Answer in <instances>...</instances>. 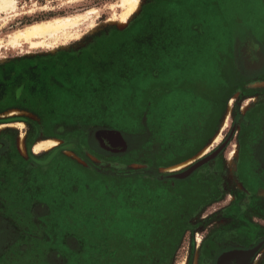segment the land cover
<instances>
[{
	"label": "flooded vegetation",
	"instance_id": "af4514ba",
	"mask_svg": "<svg viewBox=\"0 0 264 264\" xmlns=\"http://www.w3.org/2000/svg\"><path fill=\"white\" fill-rule=\"evenodd\" d=\"M258 1L231 0L226 5L224 0H199L202 4L203 16L201 28L204 33H211L213 36L216 34L221 37L224 33L235 36L237 30L241 31V23H248L250 27H246V32H253L258 38L260 37L259 40L263 43L264 14L258 15V8H262L264 12V0L261 4ZM173 2L180 4L184 0ZM242 8L244 12L248 11L251 14L242 16L239 10ZM260 20L263 23L258 27L259 22L256 21ZM194 30L198 31L199 27L195 26ZM157 32L160 31H156L155 36L159 37ZM134 34L132 32L130 37L136 36ZM102 38H108L110 40L108 44L113 46V48L105 47L106 51L113 50L118 45L116 40H112V34L108 33ZM253 45L244 40L240 44L241 51L238 50V53H235V47L230 52L227 46L216 54V76L219 78V58L224 52L225 58L229 57L233 61V73H229L231 78L227 82L229 84H236L237 81L238 84L241 83V87L233 97L235 104L230 119L231 125L230 120L225 122L226 126L223 122V129L214 137L215 141L213 140L202 151L200 149L189 150L186 156L178 161H163L164 155L162 153L160 155V152L157 154L156 144L152 142V138L147 137L148 134H141L143 141L140 144H133L129 141L128 131L123 129L97 126L89 133L88 129L77 127L78 123L75 120L79 119L73 117L72 122L67 121L64 117L68 115L64 116V112L62 115L61 111L55 113L49 111L51 103H64L66 102L64 99L68 98L78 99L77 96L80 95L82 88L83 90L88 89L90 93L93 89V93L97 92L96 86L99 84L111 88L114 81L113 77L106 73L107 69L99 70V79L85 82L81 77L80 72L86 67L83 63L93 61V55H96L92 52L88 56L80 55L85 58L83 63L76 61L77 56L74 57V61L69 62L73 57L70 52L66 55L61 54L63 61L51 62L52 64L48 62L42 65L41 79L44 83L40 87L33 82V72L28 75L15 72L11 76L9 85L3 84L4 82L0 83V99L4 97V90L8 87L12 94L10 97L15 103L29 104L33 101L39 102L43 98L46 100L42 104L40 116L35 115L36 120L20 118L12 120L13 122L24 121L27 126H31L30 129L33 128V138L28 137L30 141L26 146L24 145L26 158L21 156L20 145L14 134H0V181L9 179L8 192L3 182H0V246H11L14 243L15 224L20 219L23 220L20 221L25 226L29 224L31 226V217H27L22 211V209L26 210L25 204L18 203L15 199V186L16 182L18 185L21 174L24 173L26 176L28 172L29 174L34 172L43 174L49 166H57L58 163L64 162L59 158H64L60 155L68 150L79 151L85 156V160L90 162V167H94V170L101 168L94 164L93 160L87 158L84 151H90L98 157V162L102 164L112 161L122 163L123 160H128L135 154L137 155L136 162L146 167L140 173L118 175L113 177V180L121 181V193L124 196L128 195L130 190L133 191L132 200L130 198L128 200L130 205L128 213H134V221L139 222L142 227L139 231L140 235L137 234L139 237H144L141 235L143 232L152 231L151 240L154 241L153 245L158 246L160 242L156 237H160V231H167L172 238L174 234L182 230L190 232V237L195 243L197 241L195 230L201 229L204 235L194 264H264V86L253 87V84L264 83V49ZM154 49L159 52V47ZM163 57L164 54L161 51L159 60L161 61ZM119 60L114 62L123 64L129 61L126 57H120ZM226 63L227 59H225ZM109 67L113 68L110 65ZM123 67L124 65L120 68L123 69ZM51 80L54 84H50ZM23 82H28V84L24 88L23 86L17 87ZM32 84L37 87H32ZM135 90L139 91V87H135ZM153 91L150 87L146 90V96L144 94L131 98L124 96L125 104L128 106L138 102H153ZM164 96L165 94L161 98ZM29 108L37 112V108L33 106ZM42 118L45 121L43 126L41 125ZM50 121H52L51 127L49 126ZM149 128L142 127L139 132L146 133ZM228 128H230L229 134L224 140V132ZM51 132L53 136H57L62 141V146L50 155L37 156L39 153L34 151V144L38 142L40 136L46 135L47 137ZM218 137L220 139L216 140ZM205 149L207 152L202 154ZM214 154H216L214 158L195 169L190 175L183 178L178 176ZM158 158H161L164 164H159L160 159ZM179 166V169L183 170L174 169ZM171 171L172 174H170ZM46 172L48 170L44 171V174ZM113 180L105 181L111 184L115 183ZM126 189L128 190L125 191ZM135 190L141 198L140 196L137 199L134 197L137 193ZM145 207L146 209H143ZM140 209L144 212L148 209H156V211L148 214ZM14 210L20 211L19 216H16V213L15 215L10 213ZM35 210L38 214L42 207H37ZM31 211L33 215V209H30ZM3 212H9L8 219L2 216Z\"/></svg>",
	"mask_w": 264,
	"mask_h": 264
},
{
	"label": "rangeland",
	"instance_id": "374dc122",
	"mask_svg": "<svg viewBox=\"0 0 264 264\" xmlns=\"http://www.w3.org/2000/svg\"><path fill=\"white\" fill-rule=\"evenodd\" d=\"M170 1L171 0H140V6L128 19V23L124 27L120 26V18H117V20L113 19L114 13L119 14L122 12L117 6L120 0H18V12L20 15L16 18L13 17L14 19L11 18L6 24L0 21V41L4 42L3 46L0 48V83L4 82L3 84L9 85L11 76H13L12 74L15 72L24 75L33 72V82L40 87L44 83L41 79L43 72L42 65L48 62L57 63L63 61L61 60V54L66 55L70 52L73 57H71L69 62L74 61V57L77 56L75 57L76 59L78 58L76 61L83 63L85 58L80 57V55L88 56L92 52V54L96 55H93V61L83 63L86 65L85 70L88 69L86 71L81 70V77L84 78L83 80H85V82L86 80L99 79V70L107 69L106 73L109 74L110 77H113L114 81L111 88L99 84L96 86L97 92L95 91V93H93L94 89L90 93L88 89L83 90L82 88L80 95L77 96L78 99L80 98L79 100H71V98L64 99L66 102H58V106L51 103L49 105V111L51 113L61 111V114L64 112V116L68 115L64 117L67 121L70 120L72 122V120H74L73 117L79 119L75 120L77 121L76 123H78L77 127L88 129L87 132L89 133L97 126L102 128L110 126V128L114 129H116L115 127H118L117 129L124 127L126 131H129L128 138L133 144H140L143 141L142 135L146 134H148V138H152L153 142L152 131H148L150 128L146 133L142 132L139 134L136 127L141 122L143 128H147L148 124L151 126L149 119L147 118L148 121H142V117L132 110H129L127 114H125V111H122V107L125 108V105L122 106L125 104L124 96L129 98L139 94H144L146 96L145 90L151 87L150 84L143 82L139 85V91H136L135 87H138V83L135 82L136 79L130 71L138 69L148 71L153 65L159 66L160 64H167L169 62V54L166 53L160 61L159 53H161V51L171 49V46L184 48L185 42H187L188 46H191L192 43L191 48L196 50V48L200 47V41L197 42L198 36L192 34L188 35L192 37L189 40L182 37L178 41V44H175L170 33H168L174 23L170 25L168 23L158 25L162 30L157 32L159 37L156 36L153 40L145 34H141L139 39L130 40L128 42L130 43L129 45H126L127 43H125L124 40L127 36L131 35L132 32L129 31L132 28L140 24L142 20L147 23L146 20L150 18L149 16L152 10L156 11L160 7H166L165 10L176 15L181 21L180 24L182 26L184 25L183 21L187 20L189 22L186 25L187 31H191L192 24L197 23L198 20L203 18L202 13L199 15L195 9V13H191L193 6L201 4L199 0H193L191 2L192 6H190V10H186L183 6L176 7L175 5H170ZM224 1L227 5V2L231 0ZM248 1L250 2V0ZM258 3H263V0H259ZM90 10H98L100 12L94 26L85 24L77 31L79 33L78 35L76 33L75 37H69V39L61 37L53 46L33 48L30 44L23 43L24 46L22 45L20 48H14L7 42L10 35L15 31L24 29L33 23L48 21L58 17L82 15ZM239 10L242 16L248 15L249 13L244 12L242 9ZM5 17L4 15L3 18ZM241 24L244 27V23L242 22ZM247 26L248 28L250 27L248 23H246V27ZM262 29L264 30V28ZM108 33L112 34V40L118 42V47L110 51L105 50V47L110 46L113 48V46L109 45L110 40L108 38H102ZM126 33L130 34L123 35ZM202 39L204 43L208 44V39L206 41V38ZM155 47H159V52L154 49ZM91 49L92 51H90ZM105 55H107L106 58ZM209 55L210 58H208L205 68L208 70L210 76H215L214 70L217 69L215 68L217 65V57L214 53L212 55L210 53ZM120 57H126L129 61L123 64L114 62L120 61ZM109 65L113 68L109 67ZM120 65H124L123 69L120 68ZM210 68L211 70H209ZM202 76H207V71L205 72L204 69L202 71ZM52 80L50 84H54ZM24 83L25 85H22ZM26 84H28V82H23L17 87L23 86L24 88ZM33 86L36 85L32 84V87ZM10 94L11 92L7 87L4 90V97L0 99V134H14L18 140V145H20L21 137H24V145L26 146L30 141L29 139L34 136L33 128L30 129L31 126H27L24 121L13 122L12 120L18 118L36 120L35 115L40 116L42 104L46 100L43 98L39 102L33 101L29 104L23 102L15 103L14 99L10 97ZM108 96H110V98H107ZM233 104L234 100L230 102L226 112L225 119L227 122L231 119ZM244 105L247 107V103ZM29 106L37 108V112H33ZM14 111H17L18 114H11ZM149 118L152 119V117ZM166 121L163 123L164 126L167 125ZM43 122L45 123L44 119L41 125ZM50 122L51 124H49V126L51 127L52 121ZM110 124L114 127H111ZM225 125L226 124H224V126ZM126 127H133V129L127 130L128 128ZM229 130L230 128L224 132V140L227 139ZM52 134L51 132L47 137L46 135L40 136L37 141L58 139L57 136H53ZM77 135H75V137L78 138ZM61 143L48 152H39L37 156L43 157L52 154V152H55L56 149L62 146ZM156 150L158 149L156 148ZM87 152L84 151L83 153L86 154L87 158L93 160L94 162H92L101 169L94 170V167H90V162L85 160V156L81 155L79 151L74 152L68 150L63 155H60L64 158L60 157L59 159H63L64 162L58 163L54 168L53 165L49 166L44 170H48L45 174L44 171L41 175L35 172L30 174L28 172V176L24 173L21 174V179L18 185L16 182L15 186L16 202L25 204L27 209H35L37 206L32 203L36 200H44L43 198H47L45 196L51 197L55 203V207L49 214L51 215L50 221L54 219V223L52 229L47 231L40 228L41 226L39 224H36L35 227L32 226V230L30 231L29 229L25 233L23 229L17 227V238H19V234L21 236L31 235L34 231L33 236L36 239L42 238L46 246H33L27 242H19V240L14 246L3 247V245H1L0 249L3 255L0 254V264H111L113 261L115 264H148L144 261V259L147 260L149 256L148 251L144 249L145 246L143 242H141L140 239L132 243L130 241L133 233L137 238H140L137 234L140 235L139 231L142 230L139 222L136 220L134 221V213H128L130 211L128 200L129 198L132 200L131 198H133V196H131V194L133 191L130 190L128 195L124 196L121 193V181L113 180V177L118 175L140 173L146 166L136 162L137 155L135 154L130 156L128 160H123L122 163L112 161L110 162L111 164H106V162L102 164L98 162V157L90 153V151ZM162 152L164 151H161V153ZM188 152L189 148L166 152L163 154V161H178L184 158ZM20 153L22 157H27L21 150ZM90 154L93 156H89ZM95 158L97 160H94ZM158 159H160L159 164H164L161 158ZM77 164L79 167H77ZM151 167L154 168L153 166ZM179 170L183 169L181 168ZM172 171L170 174H172ZM5 174L7 175L8 173ZM167 174H169V172ZM105 180H113L119 185L115 183L110 184ZM8 181L9 179L7 178L0 181L5 185L7 192L9 191ZM127 190L128 189L125 191ZM139 196L140 194L138 192L134 195L136 199ZM143 209H146V207ZM142 211L143 213L147 212L151 214L156 211V209H148L145 212L144 210ZM2 214H4V212ZM135 214L138 213L135 212ZM4 216L3 217L6 219L9 217L8 215ZM36 216L39 215L35 211L33 212V217ZM145 233L146 232H143L141 235ZM195 233L197 238L195 243L190 237V232L182 230L174 234L171 241L165 242L167 246L163 247L164 243L160 242L157 246V251L159 250L160 252L154 254V257L151 259L152 262L155 261L154 264H194L196 254L200 252L201 249V239L204 235V231L199 229L195 230ZM145 239L147 238H144V240ZM162 239H164L163 236ZM75 240H79V246L75 243ZM146 242L148 243V240H146ZM136 253L140 255H135ZM140 259H143V262H141Z\"/></svg>",
	"mask_w": 264,
	"mask_h": 264
},
{
	"label": "crops",
	"instance_id": "0c3cea01",
	"mask_svg": "<svg viewBox=\"0 0 264 264\" xmlns=\"http://www.w3.org/2000/svg\"><path fill=\"white\" fill-rule=\"evenodd\" d=\"M252 8L254 9L255 7ZM261 14H264L263 9L258 8V15ZM263 21H256L259 22L258 27H260ZM195 26L199 27L198 31H171L168 33H170L175 44H178V41L182 37L189 40L192 37L188 35H197V42L200 41L199 48H196V50L191 48V42V46H188L187 42H185L184 48L171 46V49L162 51L164 55L166 53L169 54V62L167 64H160L159 66L153 65L148 71L143 69L134 70L138 87L141 83L146 82L153 88V102L147 101L145 103L138 102L136 104H129L128 106L126 104L122 105H125V108L122 107V111H125V114H127L129 110H132L142 117V121L152 117V124L151 126L148 124V127L152 130L153 142L157 145L156 148L158 149V153L160 152V155L161 151H164L162 154H165L172 150L179 151L185 148H189V150L200 149L202 151L212 143L214 137L223 129V122H226V112L233 97L237 94L234 93L241 87V83L238 84V81L236 84H229L227 82L231 78L229 73H233V61L229 57L225 58L226 55L224 52L219 58V78L216 76L217 69L214 70L215 76H210L208 70L205 68V64L208 62V58H210V53L211 55L214 53L216 56L220 50L227 46L230 52L235 47V53H238L240 44H242L241 31L239 30L240 32H238L237 30L235 36L224 33L223 36L219 37L216 34L213 36L211 33H204L201 25ZM256 29L255 26V30ZM246 34L245 41L251 42L254 44V47L259 46L264 49V41L263 43L260 42V37L258 38L253 32H246ZM202 38H206L205 41L208 39V44L204 43ZM225 59H227L226 64ZM203 69L205 72L207 71V76H202ZM209 70H211V68ZM164 94L167 96L161 98ZM165 118L167 119L166 126L163 125ZM141 124L142 122L136 126L139 134L142 128ZM110 125L114 127L112 124ZM126 128H128L127 130L133 129V127ZM119 129L126 131L124 127ZM54 167L53 165V168ZM77 167H79L78 164ZM115 184L119 185L117 182H115ZM45 197L47 198H43L44 200H36L32 203L37 207H42V210H39V216L33 217L32 211L30 212V209H27V207L25 211L22 210L27 217H31V226L30 224L25 226L20 220L16 222L15 241L11 246L16 245L18 240L19 242L30 243L33 246H46L42 238L36 239L33 236L34 231L31 235L21 236L19 234V238H17V227L23 229L24 233L29 229L31 231L32 226L35 227L36 224H39L41 226L40 228L46 231L52 229L54 219L50 221L51 215L49 213L54 209L55 203L51 197ZM37 207H35V209ZM35 209H33V212L36 211ZM19 212V210H14L13 213H10H16V215H18ZM2 215L9 216V212H4ZM79 240H75L78 246ZM3 247L10 246L4 245ZM57 251L60 252L59 250Z\"/></svg>",
	"mask_w": 264,
	"mask_h": 264
},
{
	"label": "bare ground",
	"instance_id": "6f19581e",
	"mask_svg": "<svg viewBox=\"0 0 264 264\" xmlns=\"http://www.w3.org/2000/svg\"><path fill=\"white\" fill-rule=\"evenodd\" d=\"M18 3V0H0V21L4 22L3 24L9 22L11 18H16L20 15L18 12ZM139 4L140 0H120L117 6L122 10V12L119 14L114 13L113 19L117 20V18H120V26L125 27L128 23V19L140 6ZM4 15L6 16L5 18H3ZM99 15L100 12L98 10H90L82 15L58 17L48 21L36 22L28 25L24 29L15 31L12 35H10L7 42L14 48L22 47L23 43L30 44L33 48L53 46L55 42L61 39V37L69 39V37H75L76 33L78 35L79 33L77 31L85 24L94 26V23ZM3 44L4 42L0 41V48ZM261 86H264V83L253 84V87ZM11 114L17 115L18 112L14 111ZM218 139L219 137L216 140ZM60 143L61 141L58 139L38 141L34 145V151L36 153L50 151ZM20 149L22 153L25 154L24 137H21L20 139ZM205 152H207L206 149L202 154ZM178 168H180V166L174 169Z\"/></svg>",
	"mask_w": 264,
	"mask_h": 264
},
{
	"label": "trees",
	"instance_id": "16d2710c",
	"mask_svg": "<svg viewBox=\"0 0 264 264\" xmlns=\"http://www.w3.org/2000/svg\"><path fill=\"white\" fill-rule=\"evenodd\" d=\"M174 0H171L170 1V5H175L176 7L177 6H183L186 10H190V6H192L191 2L193 0H184V2H180V4H176L175 2H173ZM166 7H160L159 9H157L156 11H153L152 10V13L151 15L149 16L150 18L147 21V23L144 22V20L141 21L140 24H138L136 27L132 28L130 30V32H134L136 36H133V37H130V36H127L126 39L124 40L125 43H127L126 45H129L130 43H128L130 40H133V39H139V37H141V34H145L147 37H150L151 40H153L156 36H155V32L156 31H161V27H159L158 25H164L166 23H168L169 25L174 23L173 24V27L170 28V32H175V31H187L186 30V25L189 23L187 20L186 21H183L184 25L182 26L180 23L181 21L177 18L176 15L174 14H171V12L168 10H165ZM194 9L198 12L199 15H201L200 13L201 12V9H202V5L199 4V5H196V6H193L192 8V11L191 13L194 14L195 11ZM247 9V7H246ZM245 9V10H246ZM243 10V8H242ZM174 12V11H172ZM248 12V11H247ZM244 14V13H242ZM251 13L249 12L248 15H250ZM247 15V14H246ZM247 15V16H248ZM140 22V21H139ZM178 24V25H177ZM202 24V19L201 20H198L197 23H193L192 26H191V31L194 30L193 27H195V25H201ZM179 26V27H178ZM241 42L243 43L244 40H246V23L244 24V27L242 26L241 27ZM137 31V32H136ZM195 31V30H194ZM123 35H128V33L126 34H123ZM124 43V44H125ZM118 47V45H116L114 47V49ZM130 73L133 74L134 77H136V75L134 74L135 72L134 71H130ZM55 106H58V103H54ZM167 116V115H166ZM165 116V117H166ZM150 123L152 124V119L148 118ZM167 119L165 118L164 121H166ZM148 121V120H147ZM165 123V122H164ZM136 233V232H135ZM148 234V235H147ZM146 235V236H145ZM162 236L164 239H162ZM153 237V232L152 231H147L145 234H144V237H140V240L144 243V246L147 251H148V256L149 258L147 257V260L144 259L145 262H147L148 264H154V262H152V258L154 257V254L156 252H160L159 250L157 251L158 247L156 245H153L154 244V241L151 240V238ZM131 238V237H130ZM129 238V239H130ZM144 238H147L144 240ZM156 239L158 240V242H163V247L167 246L165 244V242H168V241H171L172 238H170V234L167 232V231H160V237H156ZM137 240V237L136 235L133 233L132 235V238L130 239L131 243L133 241ZM146 240H148V243L146 242ZM134 246V245H133ZM142 246V247H144ZM135 247V246H134ZM131 250V249H130ZM132 251V250H131ZM135 255H140L139 253H136ZM141 262H143V259L141 260ZM101 264V263H100ZM111 264H115L114 261L113 263Z\"/></svg>",
	"mask_w": 264,
	"mask_h": 264
},
{
	"label": "water",
	"instance_id": "95a60500",
	"mask_svg": "<svg viewBox=\"0 0 264 264\" xmlns=\"http://www.w3.org/2000/svg\"><path fill=\"white\" fill-rule=\"evenodd\" d=\"M217 153H218V152H216V154H217ZM216 154H214V155H212V156H210V157H206V158H204L202 161L198 162L196 165H194L193 167H191L189 170H187V171L184 172V173L179 174L178 176L181 177V178H183V177H186V176L190 175L195 169H197L198 167L202 166L203 164L207 163V162L210 161L212 158H214Z\"/></svg>",
	"mask_w": 264,
	"mask_h": 264
}]
</instances>
